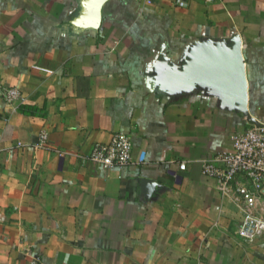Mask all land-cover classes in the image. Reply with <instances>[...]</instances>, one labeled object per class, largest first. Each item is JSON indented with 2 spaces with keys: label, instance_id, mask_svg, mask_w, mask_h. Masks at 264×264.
<instances>
[{
  "label": "crops",
  "instance_id": "1",
  "mask_svg": "<svg viewBox=\"0 0 264 264\" xmlns=\"http://www.w3.org/2000/svg\"><path fill=\"white\" fill-rule=\"evenodd\" d=\"M84 2L0 0V264H264V235L245 242L238 203L202 173L249 115L264 122V0H109L98 30L73 23ZM233 34L247 113L172 92L190 45ZM115 132L144 165L88 160Z\"/></svg>",
  "mask_w": 264,
  "mask_h": 264
},
{
  "label": "built area",
  "instance_id": "2",
  "mask_svg": "<svg viewBox=\"0 0 264 264\" xmlns=\"http://www.w3.org/2000/svg\"><path fill=\"white\" fill-rule=\"evenodd\" d=\"M174 5L186 7L187 0H174ZM3 98L12 103L24 100L17 87L5 89ZM39 138L37 146L42 147L48 135L41 133ZM230 141L229 150L203 161L202 173L217 181L223 196H229L238 203L241 220L236 224V231L245 242H250L264 235V214L259 207L264 191V122L256 117L255 121L248 120V126L231 134ZM87 158L106 169L146 163L144 152L138 161L134 160L132 137L125 132H115L109 141L95 143ZM186 166L185 161L180 164L181 169Z\"/></svg>",
  "mask_w": 264,
  "mask_h": 264
},
{
  "label": "water",
  "instance_id": "3",
  "mask_svg": "<svg viewBox=\"0 0 264 264\" xmlns=\"http://www.w3.org/2000/svg\"><path fill=\"white\" fill-rule=\"evenodd\" d=\"M109 0H85L73 22L76 27L98 30L103 7ZM172 92L190 93L197 88L219 96L223 104L244 113L249 109V83L242 51V38L233 34L229 42H199L189 46L170 78ZM248 120L255 121L249 115Z\"/></svg>",
  "mask_w": 264,
  "mask_h": 264
}]
</instances>
